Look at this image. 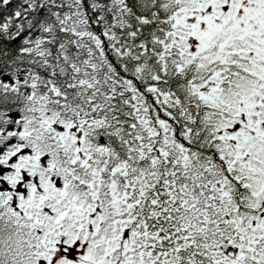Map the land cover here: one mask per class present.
<instances>
[{"label":"snow or ice","instance_id":"1","mask_svg":"<svg viewBox=\"0 0 264 264\" xmlns=\"http://www.w3.org/2000/svg\"><path fill=\"white\" fill-rule=\"evenodd\" d=\"M0 264H264V0H0Z\"/></svg>","mask_w":264,"mask_h":264}]
</instances>
